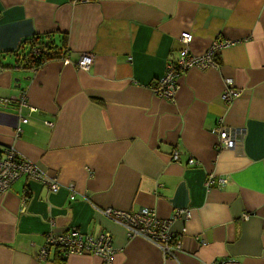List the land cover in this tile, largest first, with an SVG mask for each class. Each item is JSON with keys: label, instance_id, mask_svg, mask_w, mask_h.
Instances as JSON below:
<instances>
[{"label": "crops", "instance_id": "crops-1", "mask_svg": "<svg viewBox=\"0 0 264 264\" xmlns=\"http://www.w3.org/2000/svg\"><path fill=\"white\" fill-rule=\"evenodd\" d=\"M182 32L192 55L229 45L216 67L187 70L171 103L152 88L177 62ZM34 35H64L68 52L25 69L20 47ZM82 54L93 57L88 71L75 64ZM227 78L240 93L229 105ZM23 94L34 111L19 109ZM219 120L243 132L235 146L217 148ZM6 147L60 188L22 177L0 195V264H102L55 247L38 259L49 234L72 228L108 232L112 264H264V0H0ZM210 176L226 183L207 186ZM96 209L160 220L180 211L169 227L180 248L166 258Z\"/></svg>", "mask_w": 264, "mask_h": 264}, {"label": "built area", "instance_id": "built-area-1", "mask_svg": "<svg viewBox=\"0 0 264 264\" xmlns=\"http://www.w3.org/2000/svg\"><path fill=\"white\" fill-rule=\"evenodd\" d=\"M191 41L192 35L189 32H182L180 34L179 42L181 49L179 51V58L176 63L168 64L165 74L154 82L152 89L156 96L174 103L176 94L180 88L179 82L183 74L191 68L205 70L216 67L217 64L213 59L215 53L229 45L227 42L214 41L202 54L192 55L189 53ZM92 63L93 57L91 54H82L75 64L79 69L88 71ZM224 84L225 89L221 94V99L225 105H229L240 96V93L235 90L231 79H225ZM8 102L6 99L1 100L2 104H8ZM18 107L19 109L29 108L31 112L34 111L28 106L24 94L18 100ZM20 121L26 123L28 120L27 118L21 117ZM46 125L51 126L50 123H46ZM16 132L19 133L20 129L18 128ZM212 132L218 134L217 148L233 147L237 144V141L242 140L243 136L242 131H232L223 127L221 120H219V125L212 129ZM171 158L172 160H177V153L174 152ZM188 163L193 165L195 161L189 160ZM22 177L40 181L52 192H56L60 188L56 179L48 180L45 174L34 163L20 156L13 147L2 149L0 151V195L9 190L11 185ZM214 183L221 186L226 183V180L219 179L215 182L213 177L210 176L206 185L209 186ZM67 190L71 192L70 199L73 200V187L70 185L67 187ZM96 210L104 217L123 227L128 236L140 237L155 245L166 258H174L175 251L180 248L179 241L174 240V236L169 228L171 219H174L180 211H177L171 219L160 220L149 209H141L134 213L114 209ZM50 247L57 248L63 257L73 254L89 253L99 256L102 259V264H112L114 247L111 235L108 232L100 233L96 237H92L72 228L63 235L49 234L45 238V244L39 250V260L46 258ZM215 264L238 263L233 260H223Z\"/></svg>", "mask_w": 264, "mask_h": 264}, {"label": "trees", "instance_id": "trees-1", "mask_svg": "<svg viewBox=\"0 0 264 264\" xmlns=\"http://www.w3.org/2000/svg\"><path fill=\"white\" fill-rule=\"evenodd\" d=\"M67 52L64 35H34L21 45L20 63L25 69L36 70L46 62L60 58Z\"/></svg>", "mask_w": 264, "mask_h": 264}]
</instances>
